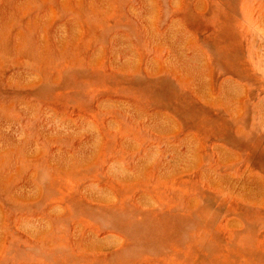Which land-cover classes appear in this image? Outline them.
Instances as JSON below:
<instances>
[{
	"label": "rangeland",
	"instance_id": "obj_1",
	"mask_svg": "<svg viewBox=\"0 0 264 264\" xmlns=\"http://www.w3.org/2000/svg\"><path fill=\"white\" fill-rule=\"evenodd\" d=\"M0 264H264V0H0Z\"/></svg>",
	"mask_w": 264,
	"mask_h": 264
},
{
	"label": "crops",
	"instance_id": "obj_2",
	"mask_svg": "<svg viewBox=\"0 0 264 264\" xmlns=\"http://www.w3.org/2000/svg\"><path fill=\"white\" fill-rule=\"evenodd\" d=\"M196 95H197V99L199 100V103L202 106H207L209 104H213L214 103V102H210V100L204 94H202L201 92L196 93ZM140 147H142V146H140ZM157 149H158L157 146L155 144H153V143L146 146V152L149 153L150 155L154 154L157 151ZM142 152H143L142 154H144V151H142ZM153 158L155 159V156H153ZM154 159L152 160V162H149V164L147 163L145 168H149V167L153 166L152 163H155ZM185 167L187 169H191V170L200 168L198 163H195V164H193V163H185Z\"/></svg>",
	"mask_w": 264,
	"mask_h": 264
}]
</instances>
